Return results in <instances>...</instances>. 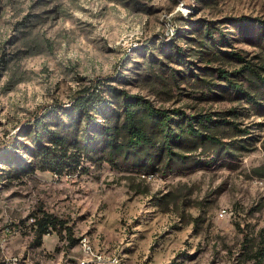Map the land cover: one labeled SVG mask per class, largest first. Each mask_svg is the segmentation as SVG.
<instances>
[{
	"label": "rangeland",
	"instance_id": "obj_1",
	"mask_svg": "<svg viewBox=\"0 0 264 264\" xmlns=\"http://www.w3.org/2000/svg\"><path fill=\"white\" fill-rule=\"evenodd\" d=\"M262 79L264 0H0V258L71 264L84 257L87 236L120 264H256ZM94 82L117 110L110 86L167 111L182 134L173 153L157 144L124 156L101 144L70 149L75 162L63 170L42 160L36 116L49 110L45 121L62 130L64 108ZM147 151L159 160L150 172L132 161L150 160ZM163 160L188 163L167 169ZM41 209L54 223L39 239Z\"/></svg>",
	"mask_w": 264,
	"mask_h": 264
},
{
	"label": "trees",
	"instance_id": "obj_2",
	"mask_svg": "<svg viewBox=\"0 0 264 264\" xmlns=\"http://www.w3.org/2000/svg\"><path fill=\"white\" fill-rule=\"evenodd\" d=\"M180 54L183 55L182 52ZM238 57L244 60L241 56ZM250 69L252 70L251 67ZM262 81L264 83V79ZM98 87L99 84L94 82L93 85L86 86L74 94L69 106L63 110L62 121L64 124L62 130L50 126L45 121V118L50 113L49 110L39 112L33 126L34 138L38 146V156L42 160L48 162L49 166H60V170H63L67 167H73L72 165L75 162L72 152L69 153L70 149L81 146L88 152L101 144L102 147L110 148L111 154L118 152L124 154V156L150 150L157 144H160L159 149H166L169 155L173 153L172 143L180 142L182 134L177 133L172 128V117L167 111L157 108L149 99L142 95L110 86L112 92L120 100L117 110L108 100L96 93ZM237 90H240V87H237ZM93 109L101 110L106 119L111 117L113 119L116 114L119 118H123V121H118L117 123L100 122L91 113ZM83 119H85L86 123L84 128H82V133L79 135L77 132L80 126L78 125H82ZM198 121L204 123L202 119H198ZM224 121L236 128L238 127L232 120ZM73 124H76L75 130L70 129ZM188 131L191 134L195 133L192 122L189 123ZM73 132H76V134ZM154 134H160L161 141H154ZM197 136L205 139V136ZM45 137L48 138V143H42ZM209 140L212 139L210 138ZM147 154V158L150 160L139 159L132 161H134L136 167L150 172L157 168L159 160H154L149 151H147ZM163 161H165L164 164L167 169L181 167L188 163L187 160ZM207 165L210 164L208 163ZM41 211H43L41 214L38 213L35 216V223L39 226V239H42L43 235L49 232L50 225L54 223L51 214L46 213L42 209ZM262 256H264V248L255 252L256 264H260Z\"/></svg>",
	"mask_w": 264,
	"mask_h": 264
},
{
	"label": "built area",
	"instance_id": "obj_3",
	"mask_svg": "<svg viewBox=\"0 0 264 264\" xmlns=\"http://www.w3.org/2000/svg\"><path fill=\"white\" fill-rule=\"evenodd\" d=\"M171 35L167 37H172V30L174 26H171ZM227 210H221L220 216H225ZM35 221L36 218H33ZM7 232H11L12 228L9 226L6 229ZM84 238H88L84 236L81 238L82 243H84ZM89 247V254L88 258H78L75 262L71 264H120L118 255L109 256V255H102V260H91V252H95L93 246H86ZM18 260H25L22 254H5L2 258H0V264H17Z\"/></svg>",
	"mask_w": 264,
	"mask_h": 264
},
{
	"label": "bare ground",
	"instance_id": "obj_4",
	"mask_svg": "<svg viewBox=\"0 0 264 264\" xmlns=\"http://www.w3.org/2000/svg\"><path fill=\"white\" fill-rule=\"evenodd\" d=\"M167 33L170 34L169 32H167ZM173 34H174V31H172V35ZM81 246H82V249H83L84 254H85L84 257H82V258H88L89 247H86V246H91L88 238H84V243H82V241H81ZM103 254H98L97 252H91V260H102ZM17 264H23L22 260H18Z\"/></svg>",
	"mask_w": 264,
	"mask_h": 264
}]
</instances>
